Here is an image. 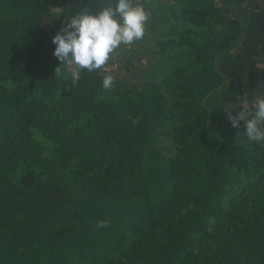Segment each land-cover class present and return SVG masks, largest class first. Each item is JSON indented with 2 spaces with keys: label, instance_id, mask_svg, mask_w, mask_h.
Wrapping results in <instances>:
<instances>
[{
  "label": "trees",
  "instance_id": "obj_1",
  "mask_svg": "<svg viewBox=\"0 0 264 264\" xmlns=\"http://www.w3.org/2000/svg\"><path fill=\"white\" fill-rule=\"evenodd\" d=\"M179 3L158 45L185 61L136 91L62 78L49 0H0V264H264V146L220 138L204 107L223 55L264 48V8Z\"/></svg>",
  "mask_w": 264,
  "mask_h": 264
},
{
  "label": "clouds",
  "instance_id": "obj_2",
  "mask_svg": "<svg viewBox=\"0 0 264 264\" xmlns=\"http://www.w3.org/2000/svg\"><path fill=\"white\" fill-rule=\"evenodd\" d=\"M95 10L85 7L69 16L68 23L53 37L56 45L53 55L62 64L75 65L72 82L80 80V70L88 72L105 69L102 87L111 89L115 77L106 70L112 53L143 39L150 13L141 0H102ZM58 71V69H57ZM241 110L232 114L236 105H225L232 127L243 122L249 141L264 146V91L248 103L240 102ZM108 226L101 221L97 227Z\"/></svg>",
  "mask_w": 264,
  "mask_h": 264
},
{
  "label": "rangeland",
  "instance_id": "obj_3",
  "mask_svg": "<svg viewBox=\"0 0 264 264\" xmlns=\"http://www.w3.org/2000/svg\"><path fill=\"white\" fill-rule=\"evenodd\" d=\"M78 1L82 6L85 4L83 3L85 0ZM92 1L88 0L86 6ZM60 2L61 0H49L50 7L58 21L57 23L51 17L46 19L45 25L52 34L51 40L68 23L69 16H71V13L64 12ZM175 3V7L171 11L169 10L170 18L173 20V23L169 26H177L178 31H180L183 26L180 23V18L178 16L176 18L179 13V0H174L172 6ZM216 4L218 5L217 2ZM218 6L220 7V5ZM163 39L167 40L166 38H161V33L158 34V32L149 30L146 25L143 39L131 45L121 46V48L112 53L107 62L106 70L115 77L114 82L117 88H130L137 91L146 80L153 79L158 81L162 78H168L177 66L183 64L188 53L178 46L174 50L163 52L157 44L158 41ZM231 51L219 59L218 69L223 79V84L205 100L204 107L210 114V126L214 133L227 142L236 144L247 139L244 132L246 128L243 122L237 128L230 126L231 122L228 119V113L224 110V106L226 104L236 105L235 108L231 109L232 114L236 115L241 110L240 102H245L247 96L245 95L246 93L243 96L238 94L237 90L231 86L228 75L229 70L222 64ZM76 70L75 65L65 63L62 64L58 72L62 78L67 79ZM100 71L105 74V69H100Z\"/></svg>",
  "mask_w": 264,
  "mask_h": 264
},
{
  "label": "crops",
  "instance_id": "obj_4",
  "mask_svg": "<svg viewBox=\"0 0 264 264\" xmlns=\"http://www.w3.org/2000/svg\"><path fill=\"white\" fill-rule=\"evenodd\" d=\"M190 2V0H186ZM220 7L226 8L236 14L242 21H247L248 12L252 10H261L264 8V0H215ZM174 0H141L150 13L147 22V28L151 31L162 32L168 29L169 25L173 23L169 10L173 9L176 3L172 6ZM79 3V4H78ZM83 6L78 0H61L60 5L64 12L71 13V16L80 12L85 7L95 10L96 7L103 6L102 0H93L86 6L88 0H85ZM78 4V6H77ZM180 5V3H179ZM158 38V35H157ZM157 42V41H156ZM158 44V42H157ZM229 70L230 84L235 88L238 94H245L247 99L245 103L254 98V94L259 95L264 91V86L259 87L256 92L246 90L243 88L248 81L250 70L254 66H264V48L261 45L254 44L251 41H242L234 49L230 55L222 62Z\"/></svg>",
  "mask_w": 264,
  "mask_h": 264
}]
</instances>
